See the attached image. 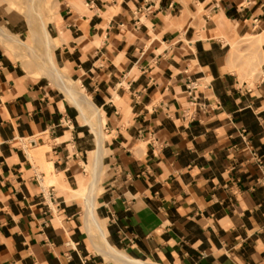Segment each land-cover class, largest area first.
I'll list each match as a JSON object with an SVG mask.
<instances>
[{
	"label": "crops",
	"instance_id": "1",
	"mask_svg": "<svg viewBox=\"0 0 264 264\" xmlns=\"http://www.w3.org/2000/svg\"><path fill=\"white\" fill-rule=\"evenodd\" d=\"M50 1L75 100L0 0V264H264V0Z\"/></svg>",
	"mask_w": 264,
	"mask_h": 264
},
{
	"label": "rangeland",
	"instance_id": "2",
	"mask_svg": "<svg viewBox=\"0 0 264 264\" xmlns=\"http://www.w3.org/2000/svg\"><path fill=\"white\" fill-rule=\"evenodd\" d=\"M10 1V0H9ZM14 4H12L11 6L17 10V12L19 14H21V16H23V18L25 19V28H24V31L20 34V38H17L15 35H12L13 37H15L16 39H8L10 41H14L15 43H18V44H22L23 46L24 45H28L29 48L26 50H24L23 47H21V52H22V57L21 59L24 60V62H28L29 63V69H34L35 68V59L37 62L40 63V58H35V55L32 57L30 56V54H32V51L34 54H36V56H39L40 54L43 53V56L46 58L47 60V55H51V41L49 42V49H50V53L46 52V50L44 49L43 47V42H37V41H34V37L31 35L32 33V29L35 30L36 27L35 25L39 26V29L40 31H36L39 32L38 35H40V32L42 31L41 29V23L39 24L40 22V18H38V15L41 16L42 14V17L44 19V21L46 22L47 24V21H49V17L50 15L53 13V9H51V1L50 0H11ZM38 4V5H37ZM38 6L40 7L38 9ZM28 9V10H27ZM36 9H38L37 11H35ZM42 9V11H40ZM42 12V13H40ZM27 13V14H26ZM39 13V14H37ZM26 14V15H25ZM26 16H27V19H26ZM29 24V29H28V24ZM33 26H32V25ZM33 27V28H32ZM32 28V29H31ZM38 28V27H37ZM30 32V33H29ZM7 36H11V35H7ZM25 41V42H24ZM30 48H32L33 50L31 51ZM27 51H29L30 53H28ZM47 53V54H46ZM52 57V56H51ZM34 58V59H33ZM57 65V64H56ZM39 66H42V64L40 63ZM44 69L50 78H52V80L54 82L57 81V78L54 76V75H50L48 70L50 68H52V65L50 63H47V66H43ZM258 67L259 65H257L256 67H254L249 75V79L253 80L254 79V76L256 75V73L258 72ZM42 69V68H41ZM58 73H59V76L62 77L63 75L59 72L58 68L56 67ZM64 72V71H63ZM35 75H41V73H36ZM68 75V74H66ZM62 79V78H61ZM63 80V79H62ZM28 147V146H27ZM29 151H30V147H28ZM38 158L37 156H35V159ZM87 170H86V173L90 179V176H91V173H92V168L90 166H87L86 167ZM145 261V260H144ZM146 262H152V261H146Z\"/></svg>",
	"mask_w": 264,
	"mask_h": 264
},
{
	"label": "bare ground",
	"instance_id": "3",
	"mask_svg": "<svg viewBox=\"0 0 264 264\" xmlns=\"http://www.w3.org/2000/svg\"><path fill=\"white\" fill-rule=\"evenodd\" d=\"M38 5V4H37ZM40 7L38 6V9H39ZM38 9H36L35 11H37ZM40 11H42V9L40 10ZM40 13H42V12H40ZM37 14H39V13H37ZM40 15V14H39ZM38 15V18H40V22H39V24L41 25V29H42V31L40 32V35H38V33L39 32H37L36 33V31L35 30H37V29H35V30H33L32 28V33L31 34H33L32 36L33 37H35L34 36V34H36V36H37V39L38 40H40L41 42H43V47H44V49L46 50V52H48V53H50L49 51H50V47H49V42L51 41V38H50V36H49V34H48V32H47V29H46V25H45V21H44V19H43V17H42V15L41 16H39ZM29 25V24H28ZM32 25V24H31ZM33 26V25H32ZM40 31V30H39ZM7 37V39H11V40H13V39H16L15 37H13L12 35L11 36H6ZM25 46V48L26 49H28L29 48V46L28 45H24ZM30 50L32 51L33 49L32 48H30ZM47 54V53H46ZM32 55L34 56H36V54H34L33 53V51H32ZM47 57V60H46V63H50L51 65H52V68H50L49 70H48V72H49V74L52 76V75H54L56 78H57V81L55 82V84L60 88V89H62V91H64L66 94H68L73 100H75L77 97H80L81 98V95L79 94V93H77L71 86H70V84L69 83H67V82H65V81H63L62 79H61V77L59 76V73H58V71H57V69H56V65H55V63H54V61H53V58L51 57V55H47L46 56ZM45 64V63H44ZM40 68H42V70L44 69V67H43V65L42 66H40ZM52 79V78H51ZM83 99V98H82ZM91 105V104H90ZM92 108V107H91ZM45 167V166H44ZM117 263L118 264H159V263H157V262H146V261H144V260H141V259H136V258H128V257H126V256H123V255H119V256H117Z\"/></svg>",
	"mask_w": 264,
	"mask_h": 264
}]
</instances>
